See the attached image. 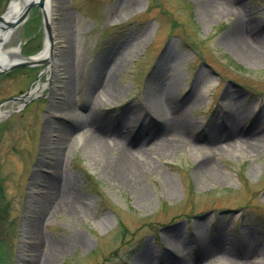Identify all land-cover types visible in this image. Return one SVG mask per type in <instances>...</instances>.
<instances>
[{
  "label": "rangeland",
  "instance_id": "1",
  "mask_svg": "<svg viewBox=\"0 0 264 264\" xmlns=\"http://www.w3.org/2000/svg\"><path fill=\"white\" fill-rule=\"evenodd\" d=\"M222 1L226 10L207 17L202 0H53L60 61L49 86L0 106V264H137L143 251L151 264L183 257L208 264L205 240L232 257L245 247L264 254V54L248 61L225 40L234 19L248 20L250 35L264 28V0ZM44 40L34 7L4 47L32 56ZM101 67L109 70L103 86ZM41 69L4 74L0 101L34 87ZM169 78L167 110L187 122L184 142L158 148L134 179L123 178L99 160L84 130L121 128L127 148L139 133L145 145L159 142L165 132L148 93ZM224 95L233 104H223ZM22 102L29 106L17 113ZM228 108L240 116L241 138L258 145L208 152L220 172L213 177L199 168L196 151L210 148L216 124L224 141ZM56 196L67 207L58 208ZM167 231L184 245L169 252Z\"/></svg>",
  "mask_w": 264,
  "mask_h": 264
},
{
  "label": "bare ground",
  "instance_id": "2",
  "mask_svg": "<svg viewBox=\"0 0 264 264\" xmlns=\"http://www.w3.org/2000/svg\"><path fill=\"white\" fill-rule=\"evenodd\" d=\"M26 0H12L10 2L7 16L8 18H16L17 14H20L23 3ZM204 11L207 17H210L213 14L223 13L226 8L222 7L223 1L222 0H202ZM45 8L50 16V35L52 38V47L51 50L48 51L46 45L43 47L42 51L35 56L34 58H43L46 59L49 63L47 65V69H54L58 66L60 59H56V53L58 52V42L54 39V27H53V0H45ZM224 10V11H223ZM230 10V9H229ZM233 24L229 28V35L226 37L227 44L229 47L234 48L238 54L251 62L258 63L262 59V55L264 54V28L253 26L255 29L254 35L248 34V30H250V24L248 23V20L245 22H238V20L234 19ZM12 32L11 30H8L4 37L1 39L2 45L0 47V62H6V61H12L18 59V53H19V46L10 49L9 47H4V45L9 42L11 39ZM164 58L161 59L159 63V67L157 68L158 71H156L154 74L160 73V66L162 63H164ZM104 66V65H103ZM101 75V78L98 79V83H100L102 86L109 80V70L105 67H101V70L99 71ZM175 84V78H169L165 84L162 83L159 88L157 86H153V89L148 93V99L149 102L152 103L153 111L155 112V115L161 119V126H163V131L165 132L163 138L159 142L151 143L150 145L143 144L147 139L146 136L142 138V133H139L135 136L134 139H132L129 144L135 148H127L124 145L125 137L126 135H123V133L120 131L121 128L116 129L111 128L112 130H109L106 126H104L102 129L98 127V125H92L89 127H86L84 130V135L89 143L93 146L95 154L98 156L99 160L104 162L108 167L112 166L114 167L115 173L120 174L123 178H126L127 176H131L130 174L134 173V175H138L139 168L142 164H148L151 153L158 152L159 149H166L170 151L174 148L179 147L184 142L183 137V130L188 128V126H185L187 122L185 119L180 115V111L176 110L169 111L167 110V107H169V104H172V93H171V87ZM190 95L189 97H191ZM190 99V98H189ZM188 99V100H189ZM225 102L223 104H233L232 99L228 95H224ZM224 101V100H223ZM236 103V102H234ZM174 108V107H173ZM27 110V108H26ZM25 110V111H26ZM227 110V111H226ZM240 112L244 111L243 109L239 110ZM226 112V118L223 119L221 122V125L223 124L225 127L224 130V141L220 140V130L218 129L219 126L216 124L213 127V130L216 131V133H210L208 142L212 145L210 148L201 149L199 148L198 151H196L197 156L196 159L198 160L199 168L202 169L206 174L211 175L213 177H216L220 175L219 170L213 166L209 162V154L208 152H211L212 150L219 149L221 146L228 147L231 144H241L240 146L249 148V149H255L258 144L250 143L246 140H243L241 136L244 135L242 133L243 131L241 129H237V122L240 119V116H234V112L232 109H225ZM1 110H0V117H1ZM240 115V114H239ZM71 117L78 118V113L73 112L70 114ZM80 125V121L78 122ZM215 124V122L213 123ZM123 125V124H122ZM154 125V124H152ZM106 129V130H105ZM151 130V129H150ZM149 131V127H148ZM237 135L238 137H235V140H230V135ZM113 135V136H112ZM84 136H80L79 139H83ZM62 137L57 140V142L61 143ZM144 139V140H143ZM234 139V138H232ZM135 141V142H133ZM234 141V142H233ZM236 141V142H235ZM217 144V145H216ZM239 146V147H240ZM159 148V149H158ZM131 178H133L131 176ZM134 179V178H133ZM132 180V179H130ZM57 195V194H56ZM53 196V194L51 195ZM55 197V196H54ZM55 202L56 206L61 207L64 205L63 199L60 196H56ZM52 200V198H51ZM49 207H52L50 204ZM67 207V205H64ZM47 208H44L43 211H47ZM199 223V222H198ZM198 227V225H197ZM167 238V246L170 249H174L177 242H180V239L176 236L174 231L171 233L167 231L166 234ZM205 240V239H204ZM219 240V239H218ZM181 245H184L183 242H180ZM214 241H204L203 246L200 250L201 259L206 261V263L211 262H223V264H264V254H261L260 252L256 253V251L249 250L248 248L241 249L243 253H232L234 254V257L228 251L225 252L222 251L221 247H217L215 245ZM243 245H245L243 243ZM228 253V254H227ZM228 255V257H227ZM232 258H229V257ZM187 257H183L182 259H177V262L173 261L169 264H188L191 260H186ZM135 262L137 264H149L150 258H147V252L143 251L139 253L135 257ZM151 264V263H150Z\"/></svg>",
  "mask_w": 264,
  "mask_h": 264
},
{
  "label": "water",
  "instance_id": "3",
  "mask_svg": "<svg viewBox=\"0 0 264 264\" xmlns=\"http://www.w3.org/2000/svg\"><path fill=\"white\" fill-rule=\"evenodd\" d=\"M44 3H45V0H28L27 2H25L22 6V9H21L19 16L17 17V22L19 23L22 20H24L32 7L38 6L41 10L42 18H43V26H44V31H45V35H46L45 45H46L48 51H50L51 47H52V38L50 35V26H51L50 21L51 20H50L49 14L45 8ZM8 25L13 26L14 24L9 23ZM46 62H47V60L43 59V58L36 59L33 57H23L20 61H16V62L10 63L4 67H0V72H6L8 70H11V69H14L17 67L35 66V65L46 63Z\"/></svg>",
  "mask_w": 264,
  "mask_h": 264
},
{
  "label": "flooded vegetation",
  "instance_id": "4",
  "mask_svg": "<svg viewBox=\"0 0 264 264\" xmlns=\"http://www.w3.org/2000/svg\"><path fill=\"white\" fill-rule=\"evenodd\" d=\"M12 0H0V47L2 45V42H1V39L4 37L5 33L8 31V30H11L12 34H13V31L15 28H17V26H19L22 22H24L25 20H22L21 22H17V17L19 16V14L16 15V18H8V8H9V5H10V2ZM9 23H13L14 25L13 26H9L8 24ZM16 23V24H15ZM19 56V54H18ZM13 61V60H12ZM11 61H6V62H0V67H4L8 64H10ZM12 70H15V69H12ZM12 70H9L7 71L6 73H9L11 72ZM5 72H0V81L3 79L2 76L4 74H6ZM13 97V96H11ZM9 97V98H11ZM2 100V99H1ZM8 100L7 99H3L2 101H0V106L2 104H5L4 101Z\"/></svg>",
  "mask_w": 264,
  "mask_h": 264
}]
</instances>
